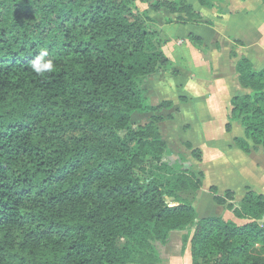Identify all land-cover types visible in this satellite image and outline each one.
Wrapping results in <instances>:
<instances>
[{
	"label": "trees",
	"instance_id": "trees-1",
	"mask_svg": "<svg viewBox=\"0 0 264 264\" xmlns=\"http://www.w3.org/2000/svg\"><path fill=\"white\" fill-rule=\"evenodd\" d=\"M162 10L202 20L187 0H0V264H162L157 244L176 233L192 264H264V196L211 188L246 223L200 218L187 195L205 175L163 140L173 104L147 97L171 65L149 16ZM41 48L57 68L43 77L30 68ZM236 72L250 93L232 99L226 129L242 123L235 143L250 154L264 148V70L242 58Z\"/></svg>",
	"mask_w": 264,
	"mask_h": 264
},
{
	"label": "crops",
	"instance_id": "crops-1",
	"mask_svg": "<svg viewBox=\"0 0 264 264\" xmlns=\"http://www.w3.org/2000/svg\"><path fill=\"white\" fill-rule=\"evenodd\" d=\"M187 2L202 18L199 23H168L179 15L149 11L171 65L150 78L147 97L152 106L172 102L160 113L165 118L159 124L163 140L174 157L183 155L205 175L202 190L188 194L199 217L223 216L243 225L246 221L214 202L211 188L219 195L233 192L236 202L250 191L264 196V148L245 153L235 143L245 138L242 123L233 122L230 132L226 129L232 99L250 93L238 82L239 60L247 58L256 70H264V0H213L206 6L198 0ZM237 42L241 44L232 57ZM141 117L147 120L150 115L137 116ZM186 144L202 153L201 161L192 157ZM178 243L163 249L162 264H192L190 245L182 253V239Z\"/></svg>",
	"mask_w": 264,
	"mask_h": 264
},
{
	"label": "clouds",
	"instance_id": "clouds-1",
	"mask_svg": "<svg viewBox=\"0 0 264 264\" xmlns=\"http://www.w3.org/2000/svg\"><path fill=\"white\" fill-rule=\"evenodd\" d=\"M48 56V50L46 48H41L38 54H36L34 59L30 62L32 72L41 77L56 72V65L52 59H46Z\"/></svg>",
	"mask_w": 264,
	"mask_h": 264
},
{
	"label": "rangeland",
	"instance_id": "rangeland-1",
	"mask_svg": "<svg viewBox=\"0 0 264 264\" xmlns=\"http://www.w3.org/2000/svg\"><path fill=\"white\" fill-rule=\"evenodd\" d=\"M151 1H154V0H151ZM147 6H148V4H142L141 2H138V7H139V9H140V15H143L144 13H142V12H144V9L145 8H147ZM146 10V9H145ZM155 28H156V26H154ZM161 35V34H160ZM143 117H141V118H137V117H135V119H134V122L137 124V123H145L147 120H144V119H142ZM188 196V195H187ZM181 240V235H180V233L178 234V233H176V234H174V236H173V239H172V243H173V241H175V245H176V243H178L179 241ZM172 243H171V245H172ZM179 244V243H178ZM183 244V243H182ZM157 247H158V249H159V251H160V253L162 254V252H163V249H165V247L166 246H163V245H161V244H157Z\"/></svg>",
	"mask_w": 264,
	"mask_h": 264
}]
</instances>
